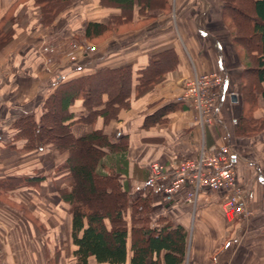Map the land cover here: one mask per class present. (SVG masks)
Masks as SVG:
<instances>
[{"label": "crops", "instance_id": "1", "mask_svg": "<svg viewBox=\"0 0 264 264\" xmlns=\"http://www.w3.org/2000/svg\"><path fill=\"white\" fill-rule=\"evenodd\" d=\"M145 2L133 0L130 19L123 23L118 20L122 25L136 26L134 29L112 32L97 46L96 53L84 54L71 65L63 57L65 42L74 35L80 37L86 23L114 22L112 18L121 15L118 6L100 0H68L51 21H43L35 0H0L1 30L10 34L0 48V180L46 177L35 187L0 194V264H76L71 215L60 195L71 186L72 178L66 169L54 172L66 155L50 146L19 150L20 142L9 141L12 132L7 121L13 116H39L42 101L59 80L124 66H130L134 74L130 105L121 109L103 131L111 140L127 136L126 158L112 162L119 181L126 185L127 219L131 200L148 187L151 164L174 165L182 159H193L201 148L212 153L222 136L228 135L233 148L229 162L252 212L247 226L240 229L238 222L224 218L221 195L214 191L201 193L193 208L183 201V194L166 197L159 185L150 186L152 214L165 216L187 231L182 264H264V130L253 138L236 135L233 122L242 110L238 93L243 69L236 49L223 34L222 3ZM42 43L57 48L50 66L45 65L38 48ZM163 53L167 56L160 55ZM150 59L160 62L162 79L136 97L137 73ZM210 72L219 73L224 83L217 120L201 129L194 122L195 112L177 97L194 74ZM80 106L77 101L71 112L78 115ZM263 107L259 100L255 118L264 115ZM73 129L79 136L90 128L77 125ZM12 206H20L22 211ZM163 255H159V264H164ZM129 259L130 253L125 264H130ZM88 264L98 263L90 258Z\"/></svg>", "mask_w": 264, "mask_h": 264}, {"label": "trees", "instance_id": "2", "mask_svg": "<svg viewBox=\"0 0 264 264\" xmlns=\"http://www.w3.org/2000/svg\"><path fill=\"white\" fill-rule=\"evenodd\" d=\"M35 1L43 21H51L68 3V0ZM220 1L222 18L231 22L232 40L246 53L238 55L243 69L238 93L242 110L235 131L238 136L253 138L264 130V115L253 116L258 101L264 103V0ZM103 2L118 6L121 15L112 18L114 22L86 23L81 36L74 37L78 43L87 44L112 33L114 27L122 25L120 21L130 19L133 0H100ZM144 4L149 5V0ZM1 27L0 23V48L10 39V34ZM137 74L136 97L160 82V62L150 59ZM133 75L132 68L124 66L59 80L42 101L39 116H13L7 121L12 132L9 141L20 142L19 150L34 151L50 146L56 153L66 155L54 172L66 169L72 178L71 186L61 190L60 195L71 215L72 255L76 264H88L90 258L98 264H125L129 253L130 264H145L147 260L159 264L161 252H164V264L184 262L188 233L167 217L152 214L150 186L131 200L130 219H127L126 185L119 181L118 170L112 164L126 158L127 136L111 140L103 128L116 119L121 109L129 107ZM77 101L81 102V111L75 115L71 109ZM98 122L101 126L96 127ZM77 125L90 129L77 136L73 129ZM45 179L42 175H32L0 180V194L24 186L35 187ZM93 195L101 197L99 204L103 207L89 208L86 201ZM12 207L22 211L20 206Z\"/></svg>", "mask_w": 264, "mask_h": 264}, {"label": "built area", "instance_id": "3", "mask_svg": "<svg viewBox=\"0 0 264 264\" xmlns=\"http://www.w3.org/2000/svg\"><path fill=\"white\" fill-rule=\"evenodd\" d=\"M85 52L91 54L94 48L87 46ZM223 83V77L217 72L194 74L185 82L182 93L177 97L178 102L188 105L195 112L194 122L201 129L217 120ZM233 125L236 126L237 122L234 121ZM232 149L229 136L223 135L221 144L212 153L201 148L193 159H182L174 165L151 164L146 183L148 186L159 185L166 197L183 194V201L193 208L201 193L218 192L222 215L229 222H238L242 229L247 226L252 212L249 198L229 162Z\"/></svg>", "mask_w": 264, "mask_h": 264}, {"label": "rangeland", "instance_id": "4", "mask_svg": "<svg viewBox=\"0 0 264 264\" xmlns=\"http://www.w3.org/2000/svg\"><path fill=\"white\" fill-rule=\"evenodd\" d=\"M246 11V10H245ZM247 12V11H246ZM222 24H223V34L224 36L228 37L232 46L236 49V52L238 55L240 54H246L245 51L243 50L242 46H238L233 40H232V26L230 25L231 22L230 21H226L222 18ZM136 26H132L130 24H126V25H119L114 27V32L118 33H124L126 31L132 30L134 29ZM111 33V32H110ZM110 33L105 34L104 36H101L97 39H93L88 41L89 44H81L78 43L77 41L74 40V37H76L75 35L72 36L71 38H69L66 42H65V48H66V52L64 53V60L65 62L68 64H77L79 58H82L84 56L85 49L87 46H92L94 48V52L96 53L97 51V46L100 45L108 36H110ZM243 35V34H242ZM252 43H255V39H252ZM5 45V44H4ZM40 53L44 55L43 61L45 63L46 66H50L51 64H53L54 60H53V56L57 55V48L53 47L51 45H47L45 43H42L39 47ZM61 57V58H63ZM55 58V57H54ZM72 58H74V60H71ZM1 112V109H0ZM80 153V158L83 157L84 152L81 150L79 151ZM101 197L97 196V195H93L91 196V198H89L86 201V204L89 206V208L92 209H97L99 206H102L99 204ZM103 207V206H102ZM244 228V227H243Z\"/></svg>", "mask_w": 264, "mask_h": 264}, {"label": "water", "instance_id": "5", "mask_svg": "<svg viewBox=\"0 0 264 264\" xmlns=\"http://www.w3.org/2000/svg\"><path fill=\"white\" fill-rule=\"evenodd\" d=\"M231 98H232L233 100H235L236 97H235V95H232Z\"/></svg>", "mask_w": 264, "mask_h": 264}]
</instances>
